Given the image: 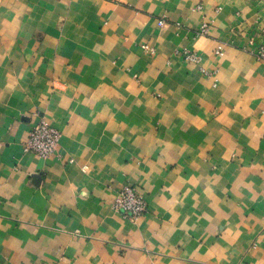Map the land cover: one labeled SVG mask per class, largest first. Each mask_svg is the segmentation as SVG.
Segmentation results:
<instances>
[{
	"label": "crops",
	"instance_id": "crops-1",
	"mask_svg": "<svg viewBox=\"0 0 264 264\" xmlns=\"http://www.w3.org/2000/svg\"><path fill=\"white\" fill-rule=\"evenodd\" d=\"M262 46L264 0H0V264H264Z\"/></svg>",
	"mask_w": 264,
	"mask_h": 264
},
{
	"label": "built area",
	"instance_id": "built-area-1",
	"mask_svg": "<svg viewBox=\"0 0 264 264\" xmlns=\"http://www.w3.org/2000/svg\"><path fill=\"white\" fill-rule=\"evenodd\" d=\"M199 8H202L199 6ZM163 21L160 22V25ZM209 32L208 22H203L200 34L206 35ZM154 52V49L151 48ZM221 52L218 51V54ZM188 62L198 63L200 55L196 52L185 50L181 53ZM261 57L264 56V46L261 47ZM38 120L31 126L28 138L24 143V152L34 154L42 159H49L58 150L62 132L53 126L45 116H37ZM116 210L122 212L134 221H138L148 211V202L142 191L135 185H125L117 194L114 202Z\"/></svg>",
	"mask_w": 264,
	"mask_h": 264
}]
</instances>
